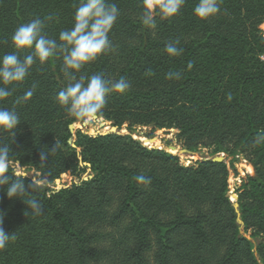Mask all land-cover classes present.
I'll return each mask as SVG.
<instances>
[{"label":"trees","instance_id":"trees-1","mask_svg":"<svg viewBox=\"0 0 264 264\" xmlns=\"http://www.w3.org/2000/svg\"><path fill=\"white\" fill-rule=\"evenodd\" d=\"M110 2L120 12L111 48L75 75L129 82L125 93L108 94L100 116L117 128L176 130L188 150L243 156L252 169L235 190L242 231L224 161L184 166L177 155L129 134L72 133L76 120L55 100L67 83L58 53L35 62L0 101L21 120L12 137L0 132V144L10 145L13 164L38 172L42 186L32 195L43 207L26 216L24 202L0 188L3 227L15 235L0 250V264H264V0H221L220 12L207 20L193 15L198 0H186L175 17L157 16L154 28L141 22L142 0ZM78 4L0 0V56L15 51V29L37 17H52L44 32L59 42V33L73 27ZM177 39L183 52L169 57L165 47ZM169 72L181 78L167 79ZM33 85V96L16 104ZM82 163L91 171L86 179ZM62 175L78 181L56 189ZM141 175L150 184L139 183ZM33 179L24 177L26 188Z\"/></svg>","mask_w":264,"mask_h":264},{"label":"clouds","instance_id":"clouds-1","mask_svg":"<svg viewBox=\"0 0 264 264\" xmlns=\"http://www.w3.org/2000/svg\"><path fill=\"white\" fill-rule=\"evenodd\" d=\"M186 3V0H142L143 14L141 22L144 26L154 28L156 17L161 19L175 17ZM221 0H198L193 8V15L207 20L220 12ZM120 12L110 0H79L73 17V27L59 33L58 40L49 38L45 32V20L32 19L19 25L11 36V46L15 51L0 56V101L13 95L15 86L22 84L30 68L35 62L45 63L58 53L62 55V71L67 83L57 93L55 100L67 114L85 125L91 124L103 115L106 97L110 93H125L130 84L123 77L118 80L106 79L97 73L90 77L77 76L75 73L111 48L109 33L117 21ZM179 40L169 42L165 51L169 57H178L183 49L178 47ZM30 50L21 59L19 52ZM192 65L189 64L190 68ZM167 79L181 78L180 72H169ZM11 86V87H10ZM33 89L17 97L15 103L26 102L33 96ZM21 122L15 108H0V132L11 133ZM57 149V145L52 152ZM13 151L8 144H0V188L9 199H20L26 205L25 215H39L43 212L41 202L32 195L41 187V182L33 179L26 188L21 172L12 164ZM41 153V161L47 157ZM12 169V174H9ZM139 183L150 184L151 180L143 175L136 177ZM4 213L0 212V250L6 248L11 240H15L12 232L3 227Z\"/></svg>","mask_w":264,"mask_h":264},{"label":"rangeland","instance_id":"rangeland-1","mask_svg":"<svg viewBox=\"0 0 264 264\" xmlns=\"http://www.w3.org/2000/svg\"><path fill=\"white\" fill-rule=\"evenodd\" d=\"M260 29L264 35V21L260 25ZM113 127L116 128L115 131H118L122 134H129L134 139L138 140L149 148L163 149L166 152L177 155L180 163L184 166L192 165L198 160L213 159L217 157L222 158V161L226 163L229 171L227 179V195L232 203L235 201L237 202L235 190L240 185L241 178L252 169L251 165H249L247 160L241 155L230 156L223 152L214 153L212 148L202 147L189 150V153L182 152L185 148L182 144V141L177 137L176 130L153 129L151 126H132L129 129L126 124H123L120 128H117L110 121H106L105 119L99 117L96 121L88 125L78 121L72 123L71 132L74 133L77 128H81L90 135H97L107 133ZM70 142H73V138H71ZM82 165H84L86 169L80 174V177L86 179L91 176V171L88 164L82 163ZM13 167L23 175L33 177L34 179H36L38 175V172L25 167H20L18 163L13 164ZM77 181V178L70 177L68 175H62L59 179L54 181V187L59 189L60 187L68 186ZM242 228L243 225L240 228L241 231ZM250 239L254 245L257 244V237Z\"/></svg>","mask_w":264,"mask_h":264},{"label":"water","instance_id":"water-1","mask_svg":"<svg viewBox=\"0 0 264 264\" xmlns=\"http://www.w3.org/2000/svg\"><path fill=\"white\" fill-rule=\"evenodd\" d=\"M115 129H116V128L113 127V128H111V129L109 130V132H117V131H115ZM70 131H71V127H70ZM182 152H184V153H189V150L185 148ZM212 160H213V161H222V158L217 157V158H213ZM232 204H233V207H234V209H235V211H236V213H237V219H236V221H237V223L239 224V226H240V228H241V226L243 225V223H242V221H241V219H240V216H239L238 203L235 201V202H233Z\"/></svg>","mask_w":264,"mask_h":264}]
</instances>
